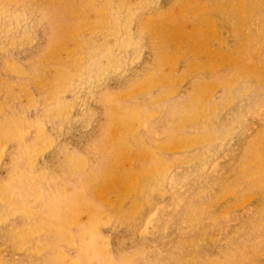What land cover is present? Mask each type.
Wrapping results in <instances>:
<instances>
[{
  "label": "rangeland",
  "instance_id": "obj_1",
  "mask_svg": "<svg viewBox=\"0 0 264 264\" xmlns=\"http://www.w3.org/2000/svg\"><path fill=\"white\" fill-rule=\"evenodd\" d=\"M0 264H264V0H0Z\"/></svg>",
  "mask_w": 264,
  "mask_h": 264
}]
</instances>
